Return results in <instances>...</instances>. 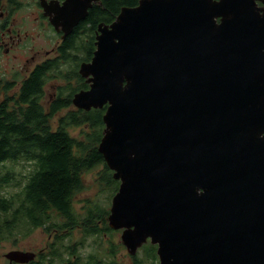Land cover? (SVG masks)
Instances as JSON below:
<instances>
[{"label":"water","instance_id":"obj_1","mask_svg":"<svg viewBox=\"0 0 264 264\" xmlns=\"http://www.w3.org/2000/svg\"><path fill=\"white\" fill-rule=\"evenodd\" d=\"M99 1L66 0L51 23L69 31ZM79 74L73 106L106 107L107 226L126 252L149 241L158 264H264V0H139L98 25Z\"/></svg>","mask_w":264,"mask_h":264},{"label":"trees","instance_id":"obj_2","mask_svg":"<svg viewBox=\"0 0 264 264\" xmlns=\"http://www.w3.org/2000/svg\"><path fill=\"white\" fill-rule=\"evenodd\" d=\"M138 1L103 0L101 7L94 6L88 19L90 36L84 45L93 50L92 36L97 23L114 21L121 8L134 7ZM30 86L34 85L30 83ZM30 86L20 94L5 96L0 103V166L5 162L31 164L30 171L20 179L15 180L16 175L9 170L0 172V242L15 241L17 236H28L36 229H43L54 240L48 245V253L42 255V262L58 258L62 264H103L102 256L113 257L120 245L109 242L102 255L91 252L85 260L77 254L75 246H82L86 237L103 244L104 235L113 232L106 224L108 212L102 205L90 204L80 215L73 207V200L85 189V173L100 165L98 187L111 197L117 191L118 183L97 151L104 110L67 112L58 116L53 126L54 113H44ZM77 128H80L78 138L70 134V129ZM102 174L106 175L104 184ZM10 187L17 191L8 193ZM75 229H80L84 238L81 244L68 246L65 250L69 258L61 259L64 252L55 246L63 237L53 233L60 235L67 231L69 234ZM143 246L145 260L154 263L155 247ZM72 256L76 258L73 260ZM132 260L133 264H139L136 258Z\"/></svg>","mask_w":264,"mask_h":264},{"label":"flooded vegetation","instance_id":"obj_3","mask_svg":"<svg viewBox=\"0 0 264 264\" xmlns=\"http://www.w3.org/2000/svg\"><path fill=\"white\" fill-rule=\"evenodd\" d=\"M65 2L0 0V103L5 96L20 94L32 83L34 86L30 87L37 94V104L45 114L54 113L55 119L67 112L105 111V106L79 110L73 106L72 98L76 93L89 89L79 74V67L90 62L93 56L98 25H108L113 21L97 23L92 36L93 50H90L84 45L90 36L89 12L94 6L101 7L103 0L93 4L86 18L69 31H66V25L61 24L62 20L58 21V27L51 23ZM257 6L263 7L259 2ZM54 234L62 238L61 234ZM51 238L53 242L54 237ZM49 244L36 252L34 262L41 264Z\"/></svg>","mask_w":264,"mask_h":264},{"label":"rangeland","instance_id":"obj_4","mask_svg":"<svg viewBox=\"0 0 264 264\" xmlns=\"http://www.w3.org/2000/svg\"><path fill=\"white\" fill-rule=\"evenodd\" d=\"M89 48V47H88ZM90 49V48H89ZM64 115V114H61ZM58 117L55 119H52L53 126L56 125ZM70 134L73 137L78 138L80 136V128L77 129H70ZM31 169V164L24 163V162H5L0 166V172L4 171H10L13 172L16 178L20 179L24 177ZM102 170V166H97L93 170H90L89 172L85 173L84 175V190L77 194L73 200V207L76 211V213L82 215L84 212V208L86 205L90 204H99L102 205V208H104L107 212H109L110 203L112 197L105 193L104 191H101V188L98 187L97 184V178L98 173ZM106 175L102 174L104 184ZM14 182V181H13ZM117 182V181H116ZM118 183V182H117ZM119 184V183H118ZM8 193H14L17 191V188L10 187L7 189ZM105 211V212H106ZM107 224V221H106ZM112 233H109L107 235H104L103 238V244L96 240L94 242L93 237H86L83 240L82 246H75L81 244V239L84 238L82 235L81 230H72L69 232V234L66 232L61 233V236L63 239L55 246L56 250L58 249L59 252H64L61 259H67L69 258L66 248L68 246H75L77 254L80 256L82 260H85L86 256L91 252H98L99 255L103 254V248H107L109 245V242H112L115 245H120V248L116 251L115 255L113 257H105L102 256V263L103 264H133V258H136L137 261H139V264H158V258L156 256V260L154 263L146 261L144 258V249L140 248L136 255L131 257L127 252L124 246L120 242V234L121 231H114L112 230ZM54 234V233H53ZM52 234L47 235L46 232H44L43 229H36L32 233H30L28 236H17L15 241H2L0 242V264H8V261L5 259L4 255L7 254L10 251L13 250H19V251H25V252H38L39 250L45 248L46 244H49L52 242L53 235ZM151 245L149 242L145 244L144 248H147V246ZM152 246V245H151ZM155 247V246H153ZM156 251V249H155ZM97 253V254H98ZM156 255V253H155ZM51 264H62L61 260L58 258H47L45 261L41 262V264H48L49 262ZM65 262V261H64ZM64 264V263H63Z\"/></svg>","mask_w":264,"mask_h":264}]
</instances>
